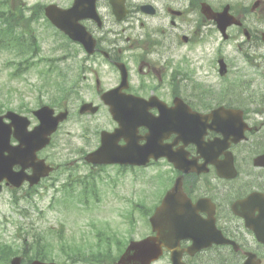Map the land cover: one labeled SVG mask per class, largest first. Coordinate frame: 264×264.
<instances>
[{"label":"flooded vegetation","instance_id":"obj_1","mask_svg":"<svg viewBox=\"0 0 264 264\" xmlns=\"http://www.w3.org/2000/svg\"><path fill=\"white\" fill-rule=\"evenodd\" d=\"M26 1L25 11L37 10L33 16H45L50 6L53 19L82 30L80 43L60 45L75 54V68L69 88L56 97L55 113L66 110L64 122L73 119L81 127L74 135L77 145L68 148L80 157L68 165L92 174L108 167L131 174L144 194L157 191L156 201L145 206L149 216L175 189L168 209L181 225L211 238L194 254L188 247L200 240L194 235L180 240L186 264H264V165L255 163L264 154V98L252 77L231 94L232 77L250 69L232 65L228 47L232 41L245 63L258 70L264 46L260 7L248 9L246 0ZM226 4L240 25L228 26L224 36L214 14ZM219 59L226 62L223 74ZM73 100L78 105L71 107ZM84 102L97 111L80 112ZM241 130L243 136L235 139ZM103 131L116 133L118 146L163 154L145 165L86 163L85 154L100 146ZM65 164H51L52 172L63 174ZM7 189L31 192L36 186L24 182ZM162 257L169 258L165 248Z\"/></svg>","mask_w":264,"mask_h":264},{"label":"rangeland","instance_id":"obj_2","mask_svg":"<svg viewBox=\"0 0 264 264\" xmlns=\"http://www.w3.org/2000/svg\"><path fill=\"white\" fill-rule=\"evenodd\" d=\"M254 1L246 0L245 3L249 6ZM37 31L40 35L43 59L57 60L59 67L63 68L60 58L64 53L57 48L55 40L51 44L53 30L41 24L37 27ZM228 47L229 55L235 66L246 67L243 59L235 50L233 42H230ZM16 65L17 57L14 54L6 51L0 52V103L16 108L21 102H29V106L35 109L37 99L47 101V95L50 93L51 82L40 86L44 83L39 74V71L43 72L46 69L44 60L42 63H37V67H32L22 75L13 77L12 72ZM249 72L255 78L253 71L249 70ZM259 73L260 76L256 79V83L261 92L264 91L263 55ZM3 110H6L5 107ZM26 115L31 118L33 124H36L31 113ZM73 123L70 120L63 125L56 140L44 150V154L49 155L53 160H58L60 157L70 158L69 160L76 159V152L64 147L69 143L73 145L78 143L74 134L80 131V127ZM68 131L72 133L67 134ZM77 171L90 174L89 169L83 167ZM92 182L94 185L91 184L86 189L77 187L76 197L49 189L43 197L35 198L37 210L29 208V217L19 215L16 208L9 202L8 192L3 191L0 194V240L12 243L17 233V226L23 224L32 227L35 231L45 233L46 241L51 244L52 254L57 258H63L64 250L70 247H79L84 252L95 250L98 234L101 232H115L123 241L126 239L128 241L130 238L138 239L149 233L143 210L138 205L144 203L148 206L155 202L154 195L157 191L144 194L142 184L131 181V174L117 173V170L112 167L95 172ZM131 190H140V192L130 193ZM152 190L155 189L152 188ZM79 196L83 199L82 203L78 201ZM26 203L22 200L20 205L25 206ZM60 229H63V236L59 239L56 231ZM60 243L63 244L60 245ZM154 264H170V262L167 257H163Z\"/></svg>","mask_w":264,"mask_h":264},{"label":"water","instance_id":"obj_3","mask_svg":"<svg viewBox=\"0 0 264 264\" xmlns=\"http://www.w3.org/2000/svg\"><path fill=\"white\" fill-rule=\"evenodd\" d=\"M230 18L231 17L225 9L222 13L217 15L216 21L222 28H225L226 25L230 23ZM86 106L88 105H83L81 109L83 110ZM35 114L40 119V124L32 131L27 130L29 122L26 117L13 112H7L5 115L0 116V177L3 175L9 178L10 169L16 163L29 160L33 161L35 158V151L49 142V135L56 129L58 121L63 118L62 115L53 117V111L48 106L41 107ZM3 118L10 119V122L5 123ZM11 133H13V136L19 141V144L16 146H10L9 141ZM109 136L111 135H107L106 139L103 140L105 145L90 155L91 159L96 161L106 160V162L144 163L149 155L156 154L155 157L159 155L158 151L153 149L138 150L136 154H134V152L132 153V151L128 150V145L115 149ZM108 151L109 156L106 157L104 152ZM4 152L8 154L4 155ZM257 163H264V155L257 158ZM31 164L33 165V163ZM172 195L173 193L169 192L165 196L162 205L157 208L156 212L151 217L152 227L153 230L157 232V236L148 237L141 241H132L119 263L149 264L160 254L161 245H165L172 251V264H182L181 261H179L178 241L180 238L186 236L188 231L177 228L175 225V216L166 213V206ZM163 219L168 220L166 226H162L160 223V221L163 222ZM205 245L207 244L204 241L198 244L196 249ZM33 264L45 263L34 262Z\"/></svg>","mask_w":264,"mask_h":264},{"label":"trees","instance_id":"obj_4","mask_svg":"<svg viewBox=\"0 0 264 264\" xmlns=\"http://www.w3.org/2000/svg\"><path fill=\"white\" fill-rule=\"evenodd\" d=\"M11 9L9 10V12H1L0 13V18H2L4 22V25H5V28H1L0 29V41L2 40H7L8 38V35H12L14 36L15 38V33H14V29L11 27V19H12V16L13 14L11 13ZM32 257H38V258H42V259H45L47 258V253H40V252H35L33 251L32 253ZM83 261V260H82ZM75 263V261H73Z\"/></svg>","mask_w":264,"mask_h":264}]
</instances>
